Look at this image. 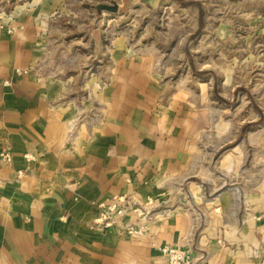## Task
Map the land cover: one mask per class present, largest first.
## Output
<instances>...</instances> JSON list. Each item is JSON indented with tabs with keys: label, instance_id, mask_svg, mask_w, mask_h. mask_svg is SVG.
Instances as JSON below:
<instances>
[{
	"label": "crops",
	"instance_id": "1",
	"mask_svg": "<svg viewBox=\"0 0 264 264\" xmlns=\"http://www.w3.org/2000/svg\"><path fill=\"white\" fill-rule=\"evenodd\" d=\"M16 1L17 28L0 25V152L11 155L0 161V264H162L164 243L189 245L197 263L264 260V167H247L262 163L247 153L248 144L261 148L246 141L256 131L242 126V141L217 148L219 185L199 168L200 151L208 162L215 143H200L197 125L177 123L182 91L162 105L168 83L151 57L128 56L117 34L109 83L97 91L101 34L67 30L80 26L75 0ZM167 61L165 73L174 68ZM114 195L157 199L165 216L134 237L94 227L96 203Z\"/></svg>",
	"mask_w": 264,
	"mask_h": 264
},
{
	"label": "rangeland",
	"instance_id": "2",
	"mask_svg": "<svg viewBox=\"0 0 264 264\" xmlns=\"http://www.w3.org/2000/svg\"><path fill=\"white\" fill-rule=\"evenodd\" d=\"M10 2L0 0V25L11 33L17 27L12 18L16 3ZM78 2H72L70 11L81 17L80 26L71 24L67 30H97L104 49L100 57L104 69L95 90L102 91L109 83L113 66L109 50L113 37L122 33L126 36L127 55L151 57L156 73L168 83L162 105L167 106L170 96L182 91L176 93V101L180 99L177 111L182 117L177 123L181 120L183 127L197 125L199 142L215 143L214 158L208 162L206 149L200 151L204 157L199 163L201 171L212 172L221 185L223 153L217 148L228 140L242 141L239 129L247 125V133L256 132L249 134L246 141L261 144L257 151L254 144H248V157L251 159L257 152L262 159V163L259 159L257 164L251 162L254 168L247 166L251 168L248 174L258 168L263 172L264 117L262 121L258 117L264 114V0H160L153 6L146 0ZM92 41L93 38L86 43L93 47ZM166 60L174 63L173 70L167 73L161 70ZM90 91L81 95L86 98ZM209 126L212 129L206 134ZM114 196L131 201L130 215L137 225L142 223L145 210L152 218L165 216L164 208L158 203L154 206L157 199Z\"/></svg>",
	"mask_w": 264,
	"mask_h": 264
},
{
	"label": "built area",
	"instance_id": "3",
	"mask_svg": "<svg viewBox=\"0 0 264 264\" xmlns=\"http://www.w3.org/2000/svg\"><path fill=\"white\" fill-rule=\"evenodd\" d=\"M24 157L28 161L32 159L30 154H26ZM0 161L9 163L11 161L10 153L7 151L0 152ZM122 198L121 196H114L108 202L96 203L97 216L93 221V226L102 230L113 229L121 237H134L146 233L152 219L149 211L145 210L146 212L142 215L143 222L137 225L130 220V214L133 212L131 211V201L124 202ZM157 251L162 264H206L197 263L189 245L180 246L164 243L157 246ZM259 264H264V260H261Z\"/></svg>",
	"mask_w": 264,
	"mask_h": 264
},
{
	"label": "water",
	"instance_id": "4",
	"mask_svg": "<svg viewBox=\"0 0 264 264\" xmlns=\"http://www.w3.org/2000/svg\"><path fill=\"white\" fill-rule=\"evenodd\" d=\"M111 8H112L113 11L116 9L114 6H112Z\"/></svg>",
	"mask_w": 264,
	"mask_h": 264
}]
</instances>
